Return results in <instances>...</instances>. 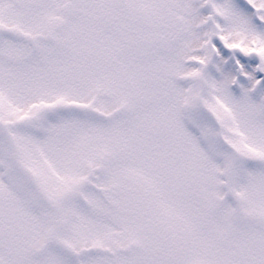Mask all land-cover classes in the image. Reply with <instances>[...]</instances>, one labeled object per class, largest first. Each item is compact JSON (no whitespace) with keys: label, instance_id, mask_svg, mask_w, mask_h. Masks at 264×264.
<instances>
[{"label":"snow or ice","instance_id":"obj_1","mask_svg":"<svg viewBox=\"0 0 264 264\" xmlns=\"http://www.w3.org/2000/svg\"><path fill=\"white\" fill-rule=\"evenodd\" d=\"M0 264H264V0H0Z\"/></svg>","mask_w":264,"mask_h":264}]
</instances>
